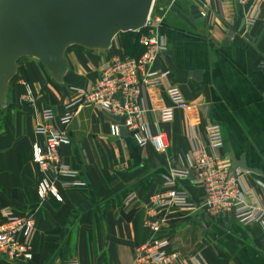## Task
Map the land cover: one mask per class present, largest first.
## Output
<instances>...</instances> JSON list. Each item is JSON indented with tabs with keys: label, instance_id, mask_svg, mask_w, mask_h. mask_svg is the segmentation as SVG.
I'll use <instances>...</instances> for the list:
<instances>
[{
	"label": "crops",
	"instance_id": "crops-1",
	"mask_svg": "<svg viewBox=\"0 0 264 264\" xmlns=\"http://www.w3.org/2000/svg\"><path fill=\"white\" fill-rule=\"evenodd\" d=\"M156 2L152 19L161 21L156 32L166 51L152 70L180 89L187 108L162 121L159 111L172 103L161 85L141 86L139 103L145 134L164 133L168 152H156L150 144L139 147L130 135L114 136L109 114L76 106L66 129L69 142L60 147L72 174L41 172L33 163V146L46 145L36 133L42 112L52 109L60 129L66 106L81 97L79 89L99 81L114 59L145 48L123 35L108 52L73 47L66 54L70 70L63 87L39 61L22 59L10 87V108L0 109V216L7 207L33 216V259L14 262L0 256V264H135L138 248L153 238L146 227L151 197L168 189L173 170L191 169L194 150L208 148L213 131L222 135L219 159L234 165L241 189L264 210V0ZM191 5L199 7L202 22L191 16ZM249 18L253 25L234 31L226 43L235 23ZM42 179L55 184L60 201L51 195L39 200ZM175 185L190 199L158 214L166 220L161 235L171 243L167 264H264L263 222L243 225L229 213L211 216L203 207L206 189L191 174L176 178ZM133 194L137 199L127 204Z\"/></svg>",
	"mask_w": 264,
	"mask_h": 264
},
{
	"label": "built area",
	"instance_id": "built-area-1",
	"mask_svg": "<svg viewBox=\"0 0 264 264\" xmlns=\"http://www.w3.org/2000/svg\"><path fill=\"white\" fill-rule=\"evenodd\" d=\"M235 1L241 5L248 2ZM253 23L254 19L246 20L247 25ZM160 24V20L152 19L151 12L146 26L149 31L140 35L138 41L145 51L136 58L114 59L103 68L99 81L86 89H79L81 97L66 106L65 113L60 119V129L54 125L56 116L52 109L48 108L42 112V123L36 128V133L46 138V145L33 146V163L41 172L52 171L56 175L72 174L69 167L63 163L60 147L69 142L66 129L74 118L76 106L97 107L109 114L113 119L111 132L114 136L120 137L121 128L124 127L139 147L150 144L156 152H168L169 143L164 133L152 136L145 134V112L139 103L141 86L152 88L161 85L172 103V107L159 111L162 121L173 120L176 109L187 108L180 89L168 82L166 74L152 70L154 63L166 51L163 38L156 32ZM208 139V148L194 150L191 169L187 172L173 170L172 180L166 183L168 189L151 197L146 227L153 238L148 244L138 248L135 264H167L171 259L170 240L161 235L166 220L159 218L158 214L188 203L189 194L179 190L175 185V179L178 177L187 178L191 174L196 184L205 187L203 207L211 216L234 213L235 219L243 225L264 223V210L260 202L252 193L241 189L239 173L233 171L227 160H220L218 157L217 151L222 143L221 133L213 131ZM36 191L41 201L49 195L58 201L61 200L55 184L47 179L38 182ZM136 199V195L133 194L126 203H132ZM34 228L33 216H19L11 208H4L0 216V256L14 262H30L33 259L30 238Z\"/></svg>",
	"mask_w": 264,
	"mask_h": 264
},
{
	"label": "water",
	"instance_id": "water-1",
	"mask_svg": "<svg viewBox=\"0 0 264 264\" xmlns=\"http://www.w3.org/2000/svg\"><path fill=\"white\" fill-rule=\"evenodd\" d=\"M155 1L0 0V109L10 108V87L22 59L39 61L51 80L63 87L70 70L69 49L108 52L117 36L146 28ZM190 13L197 23L202 22L198 6L191 5ZM245 24L246 20L237 21L226 43ZM121 136H129L124 127Z\"/></svg>",
	"mask_w": 264,
	"mask_h": 264
},
{
	"label": "rangeland",
	"instance_id": "rangeland-1",
	"mask_svg": "<svg viewBox=\"0 0 264 264\" xmlns=\"http://www.w3.org/2000/svg\"><path fill=\"white\" fill-rule=\"evenodd\" d=\"M157 2V4H160L161 2H163L164 0H156ZM140 36V34H138L137 36H133V35H128V36H124V38H126L128 41H135V42H138L139 41V37ZM134 38V39H133ZM133 39V40H132ZM132 43H134V42H132ZM134 52H136V51H134ZM22 61V60H21ZM20 61V62H21Z\"/></svg>",
	"mask_w": 264,
	"mask_h": 264
},
{
	"label": "trees",
	"instance_id": "trees-1",
	"mask_svg": "<svg viewBox=\"0 0 264 264\" xmlns=\"http://www.w3.org/2000/svg\"><path fill=\"white\" fill-rule=\"evenodd\" d=\"M138 34H140V33H128V34H123V36H128V35H133V36H137ZM139 38V37H138ZM142 53V51H138L135 55L136 56H132V57H134V58H136L137 56H139L140 54Z\"/></svg>",
	"mask_w": 264,
	"mask_h": 264
}]
</instances>
